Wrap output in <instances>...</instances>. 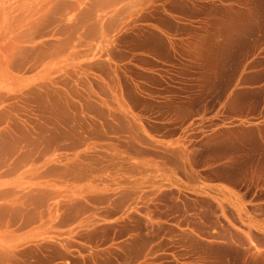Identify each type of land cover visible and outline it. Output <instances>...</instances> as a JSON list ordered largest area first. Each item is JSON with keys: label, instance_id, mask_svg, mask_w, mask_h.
<instances>
[{"label": "rangeland", "instance_id": "rangeland-1", "mask_svg": "<svg viewBox=\"0 0 264 264\" xmlns=\"http://www.w3.org/2000/svg\"><path fill=\"white\" fill-rule=\"evenodd\" d=\"M0 264H264V0H0Z\"/></svg>", "mask_w": 264, "mask_h": 264}]
</instances>
